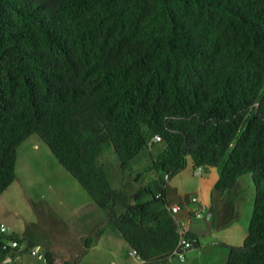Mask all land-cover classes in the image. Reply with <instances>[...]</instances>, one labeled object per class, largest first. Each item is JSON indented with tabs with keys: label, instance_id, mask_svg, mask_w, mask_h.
Wrapping results in <instances>:
<instances>
[{
	"label": "trees",
	"instance_id": "trees-1",
	"mask_svg": "<svg viewBox=\"0 0 264 264\" xmlns=\"http://www.w3.org/2000/svg\"><path fill=\"white\" fill-rule=\"evenodd\" d=\"M34 135L144 264H170L179 240L165 175L192 160L223 195L251 174L248 234L226 264H264V0H0V196ZM111 150L123 172L148 150L157 179L115 188Z\"/></svg>",
	"mask_w": 264,
	"mask_h": 264
},
{
	"label": "rangeland",
	"instance_id": "rangeland-1",
	"mask_svg": "<svg viewBox=\"0 0 264 264\" xmlns=\"http://www.w3.org/2000/svg\"><path fill=\"white\" fill-rule=\"evenodd\" d=\"M32 137L31 140H36L39 141V143H42V140L38 135ZM40 147L41 148L36 155L37 158L43 161L41 164L47 169L50 164L54 163L53 158L47 160V153H50L51 157H54V155L44 143H42ZM20 158L22 160L21 167L23 168L24 154H22V151ZM54 159L57 161V164L56 166L54 164L55 167H53V169L49 168V172L51 173L50 177L44 175L45 172L43 173V176H41L42 180L50 183L55 180H57V182L65 181L66 183H69V181L71 182L69 179L75 180L67 170L61 167L59 161L55 157ZM149 161H151L149 151L145 150L142 152L139 159L132 163V167L129 171L123 173L119 167L120 162L114 150L105 153L101 158V162L110 174L115 188H122L118 186V182H120V178L122 180V177L125 175L124 180L127 181L128 186L124 187V190L127 192H134L135 190L142 188L143 185L150 180L149 176H153V173H147L144 176L139 177L144 171H147ZM28 163L30 165L33 164V159ZM58 170H61L62 172H59ZM55 171L58 173H55ZM62 173H64V176L61 175ZM217 173L218 171L215 168L207 170L203 168V174L201 176H196L195 168H193L190 162L188 172L185 174V182L187 181L185 194H187V198L192 199L195 197L201 203L204 201L203 199L206 200V204L202 203V207H199V204H193L189 207L191 212L197 211L201 213V218L190 219L188 226L189 230L197 233L201 239L200 248L191 249L192 251L190 250L191 252L189 255H187L189 251L186 253V260L191 264H226L229 253L227 244L242 246L246 235L248 234L256 196V188L252 181L251 174L241 177L238 180L237 188L233 189L232 194L226 196V198L221 201L218 198H213L216 195V190L212 181L215 182ZM206 179V182L208 183L205 182L206 185L203 187L202 183ZM38 180H40V178H38ZM128 180H130V182ZM199 187L203 188L200 192L198 191ZM50 189L52 191L47 192H45L44 189H40L37 191L39 193L38 195L44 193L46 194V197H48L57 193L54 189ZM68 191H70L69 188L66 189L67 193ZM213 193L214 196H212ZM6 197L0 200V220L7 225L9 234H14L22 239V248H26L27 245L31 243V240H33L40 245L44 242L51 249H61L65 252L68 250L70 254L80 252L77 255L79 256L80 264L141 263V259L130 256L132 249H130L129 244L121 236L119 237L122 238H120V241H122L123 244L121 242L115 243V248L120 253V258L108 260L107 254L101 256L103 251H101L100 248L85 251L86 239L79 238L76 232L70 230L73 224L68 226L69 220L66 215V210L69 206L67 205H63L62 207L57 206L59 217L64 221L63 225L59 218H53V213L50 210H47L45 203L35 200L34 203L29 205L28 203L19 201L17 194L12 198H10L11 195L8 198ZM214 207L218 210L217 214L213 209ZM210 212L213 213L212 218H208ZM48 215L51 216V220L49 219L47 223L45 221V216ZM234 221H236V223H233ZM232 224H234V226ZM184 228L186 229V227ZM24 262L27 264H33L31 258L24 259ZM174 264L179 263L174 262Z\"/></svg>",
	"mask_w": 264,
	"mask_h": 264
},
{
	"label": "crops",
	"instance_id": "crops-1",
	"mask_svg": "<svg viewBox=\"0 0 264 264\" xmlns=\"http://www.w3.org/2000/svg\"><path fill=\"white\" fill-rule=\"evenodd\" d=\"M33 137L29 138L26 140L18 149V158H17V165H16V181L8 188V190L0 196V200L3 198H8L10 195L12 198L17 194L19 197V201L28 203L29 205L34 203L35 200L38 202L45 203L47 206V210H50L53 214V218H59L62 224L64 225V221L59 217V214L57 212V206L62 207L64 206H69L67 207L66 210V215L69 220L68 226H71L70 230L73 232H76L78 234L79 238L81 239H86V243L88 241L89 246L86 247L85 243V251H89L94 248H100L101 251H103V255L107 254L108 255V260H114L117 258H120V253L117 251L115 248V243H119L123 237L116 232L113 228L111 223L108 220V217L106 213L92 200V198L88 195V193L82 188V186L75 180L69 181V183H66L65 181L62 182H57L55 180L54 182H47L42 180L41 176L44 175L50 177L51 173L49 172V168L53 169V167L56 166L57 161H55L54 157H51L50 153H47V160L53 158L52 164L47 167V169L41 164L43 161L39 158H37V152L40 150V146L42 143H39V141L36 140H31ZM45 144V143H44ZM46 145V144H45ZM47 146V145H46ZM48 147V146H47ZM50 150V149H49ZM21 151L22 154H24V167H21L22 160L20 158L21 156ZM52 153V152H51ZM53 154V153H52ZM23 156V155H22ZM104 156V155H103ZM141 156V155H140ZM139 156V157H140ZM138 157V159H139ZM56 158V157H55ZM33 159V164H29ZM137 159V160H138ZM39 161V162H37ZM192 164L193 168V162L192 160L188 161V166L185 171L177 175L176 177L172 178L171 182L168 185L167 191H166V201L168 205H176V204H181L183 205L184 203L189 201V198H187V194H185V187L187 184V181L185 182V174L188 172L189 169V164ZM35 163V164H34ZM55 164V166H54ZM30 165V166H29ZM58 166V165H57ZM62 167V166H61ZM120 167V166H119ZM152 163L149 161V167L147 171H144L139 177L144 176L145 174H151L153 173V176H149L150 180L143 185H147L149 182L154 181L157 179V175L151 171ZM63 168V167H62ZM121 168V167H120ZM59 172H62L61 170H58ZM121 172H123L121 170ZM55 173H58L55 171ZM124 173V172H123ZM60 174V173H59ZM58 174V175H59ZM62 173L61 175H63ZM64 176V175H63ZM110 176V174H109ZM121 177V176H119ZM118 177V179H119ZM125 175L122 177V180L120 178V182H118V186L122 187L120 189L124 190V187H127V181L124 180ZM40 178V180H38ZM179 178V179H177ZM219 175L217 173L215 182L212 181L214 187L216 182L218 181ZM130 182V180H128ZM207 179L202 183L203 187L206 185L205 182ZM128 182V183H129ZM116 183V182H115ZM208 183V182H206ZM113 184V180H112ZM238 185V184H237ZM50 188L54 189L57 193L54 194L53 196H48L46 197V194H40L37 192L40 189H44L45 192L47 191H52ZM70 189L68 193L66 192V189ZM237 188V186H236ZM203 188L198 189V191H202ZM125 191V190H124ZM136 191V190H135ZM127 192V191H126ZM128 193H133V192H128ZM215 196L214 193L212 196L213 198H218L219 200H223L226 198V196H229L232 194V191L226 192L225 194H220V192L215 191ZM212 198V199H213ZM204 201L202 203L206 204V200L203 199ZM213 202V200H212ZM200 202V204L202 205ZM12 205V204H11ZM10 205V206H11ZM212 209V208H211ZM215 210V213L217 214V209L216 207L213 208ZM236 209V207H235ZM234 209V210H235ZM119 211H122V209H119ZM213 213L210 212L208 214V218H212ZM51 220V216H45V221L48 223V220ZM177 219L179 220L180 223H182L188 232L194 233L199 240L200 246L201 247V239L199 235L195 232H192L189 230V222H190V210L189 208H184L180 213L177 215ZM233 223H236L234 221ZM234 226V224H232ZM121 236V237H119ZM247 236V235H246ZM121 238V239H120ZM31 243L35 244L36 246L40 247L42 252L44 254H52L56 259H60L64 262H69V263H75V264H80L79 263V256L77 252L76 254H70L68 250L65 252L64 250H55L49 248V246L43 242V246L40 244H37V242L31 240ZM123 244V243H122ZM228 246H233V244H227ZM130 249L131 246L129 245ZM71 249V248H69ZM195 249V248H194ZM80 251V250H79ZM192 251V250H191ZM189 251L187 255L191 252ZM229 255V253H228ZM27 258V257H26ZM25 257L22 259H26ZM228 259V256H227ZM174 262L177 261H172ZM190 263L189 261H187ZM180 264V263H179ZM191 264V263H190Z\"/></svg>",
	"mask_w": 264,
	"mask_h": 264
},
{
	"label": "built area",
	"instance_id": "built-area-1",
	"mask_svg": "<svg viewBox=\"0 0 264 264\" xmlns=\"http://www.w3.org/2000/svg\"><path fill=\"white\" fill-rule=\"evenodd\" d=\"M160 140H161L160 137H156V141H160ZM202 174H203L202 167L195 168L196 176H201ZM171 180L172 179L170 175L168 174L165 175L164 177L165 186L166 185L168 186ZM160 196L161 194L158 195V197ZM193 204H199L200 205L199 207H202L198 199L194 197L192 199H189V201L184 203L183 205L181 204L168 205L167 209L177 219V215L180 213V211H182L184 208H189L190 205ZM194 218L196 219L201 218V213L197 211L196 212L190 211V219H194ZM177 222L179 226L178 227L179 240L175 251L172 253V255L169 258V262L170 264H173L172 261H177L180 264H190L186 260V253L194 248L195 241L188 237L187 235L188 231L184 228L185 226L182 223H180L178 219ZM12 236H14L15 239L14 238L11 239ZM0 238H4L3 244L1 246V251L4 252V258L0 264H27L22 260L24 257L31 258L33 264H39V263L48 264L47 256L42 252L40 247L32 243H29L26 248H22V239L14 234H9L7 225L1 220H0ZM130 256L133 258L140 259L135 249L131 250ZM52 264H65V262L55 258ZM140 264H144V261L141 260Z\"/></svg>",
	"mask_w": 264,
	"mask_h": 264
}]
</instances>
